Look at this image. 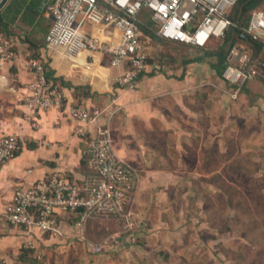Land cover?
Here are the masks:
<instances>
[{"label":"crops","instance_id":"obj_1","mask_svg":"<svg viewBox=\"0 0 264 264\" xmlns=\"http://www.w3.org/2000/svg\"><path fill=\"white\" fill-rule=\"evenodd\" d=\"M52 1L9 0L0 11L1 26L19 54L18 60L0 69V137L18 134L22 145L17 158L0 167V259L4 264L78 262L86 246L85 225L78 226L77 215L59 212L54 216V230L41 231L11 224L6 208L18 190L30 188L56 172L66 173L80 186L95 176L88 165L90 139L96 135L93 128H89L90 137L83 139L79 135L81 125L57 110L41 113L37 130L25 121L24 97L33 79L26 66L29 58L44 60L49 79L63 90L69 104L83 101L91 113L101 112L102 126L111 130L114 153L129 169L134 182L129 208L135 205L146 209L147 214L140 215L145 221L157 216L150 208L157 205L160 191L169 192L187 177L194 185L199 173L209 177L214 171L213 165L203 164L210 159L208 146L216 137L210 129L213 124L209 112L210 108H221L218 101L223 109L235 108L237 112L223 120L225 131L230 133L222 138L236 146L239 153L237 138L244 130L242 123L247 124L251 116L264 121L263 75L242 85L237 100L231 99L236 87L223 76L200 82L193 72L167 73L154 66L151 70L149 62L137 81L121 87L117 78L127 70L126 65L114 66L109 56L46 45L45 35L53 20L45 7ZM77 25L108 44L119 41L114 29L93 23L84 13L78 16ZM202 56L203 52L191 65L198 63L204 72L207 66L215 73L207 60L197 62ZM172 118L179 124L171 123ZM188 121L192 127H188ZM113 130L123 135L120 146L114 145ZM189 139L195 140L190 148L186 145ZM201 169L206 171H197ZM185 171L191 174L187 176ZM180 173L186 174L185 178L179 177ZM150 186L156 189L155 195L149 191Z\"/></svg>","mask_w":264,"mask_h":264},{"label":"built area","instance_id":"obj_2","mask_svg":"<svg viewBox=\"0 0 264 264\" xmlns=\"http://www.w3.org/2000/svg\"><path fill=\"white\" fill-rule=\"evenodd\" d=\"M240 0H54L46 5L52 24L45 35V44L68 51L90 52L109 56L114 66L126 65L127 70L117 78L121 87L137 81L147 70L148 56L141 39L144 25L140 15L151 14L156 34L166 41L209 48L213 40L226 37L233 25L229 18L231 8ZM93 23L111 27L119 34V41L108 44L79 29L80 14ZM252 38L264 43V11L254 10L249 23L242 27L241 41ZM19 59L0 22V69ZM224 79L236 86V92L245 83L261 75L260 65L249 51L233 47L228 55ZM26 66L33 79L24 97L27 108L25 121L31 129L40 127L38 117L43 112L57 110L81 125L79 135L90 137L89 128L96 131L90 139L88 165L95 173L90 183L80 186L66 173L56 172L48 179L37 181L32 187L18 190L6 208L7 220L27 229L54 230V216L59 213L77 215L78 226L94 215H113L125 220V229L132 230L129 213L130 194L134 182L129 169L114 153L111 130L101 124V112L91 113L83 101L69 104L66 96L48 78L41 58H29ZM22 145L18 134L0 137V167L17 158ZM132 228V229H130ZM32 249L31 245H27ZM0 264H4L0 259Z\"/></svg>","mask_w":264,"mask_h":264},{"label":"rangeland","instance_id":"obj_3","mask_svg":"<svg viewBox=\"0 0 264 264\" xmlns=\"http://www.w3.org/2000/svg\"><path fill=\"white\" fill-rule=\"evenodd\" d=\"M257 9L264 11V2ZM140 20L144 24L140 29L141 39L151 70L154 66L174 74L190 71L200 82L219 80L221 76L209 67L204 72L201 64L191 65L202 49L159 37L148 10L142 12ZM142 27L149 29L145 28L146 32ZM239 94L233 91L231 99L237 100ZM216 104L221 108L214 107V111L210 108L209 112L213 124L210 129L216 137L208 146L212 151L210 159L203 164L215 167L210 171L212 174L207 177L199 173L198 183L194 185L187 177L169 192L160 191L158 206L150 208L157 215L154 219L145 221L140 215L147 214L146 209L130 207L133 233L124 241H117L128 232L123 218L113 215L89 218L84 223L85 254L78 262L71 260V264H264V121L251 116L247 124L242 123L244 130L237 138L241 146L239 153L236 146H230L222 138L228 132L223 120L237 112L235 108L223 109L219 101ZM180 112H184L183 107ZM171 123L176 125V118ZM188 127H192L189 121ZM122 137V133L113 130L116 147L122 144ZM194 141L189 139L186 145L190 148ZM186 174L180 173L179 177L185 178ZM218 184L225 185V195L218 194ZM236 186L241 187V196ZM155 190L151 187L149 191L155 195Z\"/></svg>","mask_w":264,"mask_h":264},{"label":"trees","instance_id":"obj_4","mask_svg":"<svg viewBox=\"0 0 264 264\" xmlns=\"http://www.w3.org/2000/svg\"><path fill=\"white\" fill-rule=\"evenodd\" d=\"M262 2H264V0H240L239 2H237L231 8L229 13V18L233 22V25L227 31L226 37L220 40H213L210 44L211 49L209 50L202 49L203 56L200 57V59H198L197 62H202L203 59L207 60L210 63V66L213 69H215L217 74L219 76L224 77L225 70L228 67L227 65H229L228 55L230 54V51L233 47H238L241 48L242 50L249 51L254 59H258V61L264 64V43H262L261 41H255L252 38L247 39L246 41H241L239 39L241 28L246 27V25L250 21V17L252 16L253 11L256 10V8H258ZM149 24L151 25V23ZM145 28L149 29L148 27ZM145 28L142 27L143 30H145ZM219 42L221 44L215 48V46L213 45ZM148 62H149V58H148ZM260 71H261V75L264 76L263 65H260ZM224 187H222V184L219 185L218 194H220V196L225 195V190L223 191ZM236 188L237 191L239 190V195L241 196V192H240L241 187L236 186ZM132 230H129L128 232L122 234L121 237L119 238V242L124 241L129 233L132 234L133 233ZM138 241H140V239Z\"/></svg>","mask_w":264,"mask_h":264},{"label":"water","instance_id":"obj_5","mask_svg":"<svg viewBox=\"0 0 264 264\" xmlns=\"http://www.w3.org/2000/svg\"><path fill=\"white\" fill-rule=\"evenodd\" d=\"M9 0H3L1 3H0V11L6 6V4L8 3Z\"/></svg>","mask_w":264,"mask_h":264}]
</instances>
